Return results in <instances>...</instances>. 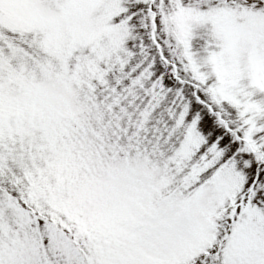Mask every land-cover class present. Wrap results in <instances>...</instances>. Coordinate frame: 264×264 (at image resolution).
Segmentation results:
<instances>
[{
  "label": "snow or ice",
  "instance_id": "1",
  "mask_svg": "<svg viewBox=\"0 0 264 264\" xmlns=\"http://www.w3.org/2000/svg\"><path fill=\"white\" fill-rule=\"evenodd\" d=\"M0 264H264V0H0Z\"/></svg>",
  "mask_w": 264,
  "mask_h": 264
}]
</instances>
